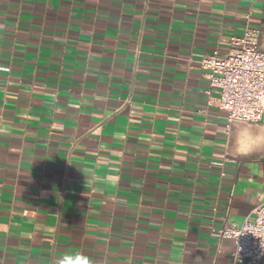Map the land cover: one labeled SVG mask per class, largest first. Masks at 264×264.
Instances as JSON below:
<instances>
[{
  "label": "crops",
  "instance_id": "0c3cea01",
  "mask_svg": "<svg viewBox=\"0 0 264 264\" xmlns=\"http://www.w3.org/2000/svg\"><path fill=\"white\" fill-rule=\"evenodd\" d=\"M264 0H0V264H232L264 152L209 107Z\"/></svg>",
  "mask_w": 264,
  "mask_h": 264
},
{
  "label": "built area",
  "instance_id": "2783aa9c",
  "mask_svg": "<svg viewBox=\"0 0 264 264\" xmlns=\"http://www.w3.org/2000/svg\"><path fill=\"white\" fill-rule=\"evenodd\" d=\"M262 34V29L247 25L231 38L226 56L215 51L200 61L209 82L208 106L226 113L228 128L235 123L264 124ZM215 232L234 242L232 264H264V204L240 226L225 225Z\"/></svg>",
  "mask_w": 264,
  "mask_h": 264
},
{
  "label": "clouds",
  "instance_id": "9594fccd",
  "mask_svg": "<svg viewBox=\"0 0 264 264\" xmlns=\"http://www.w3.org/2000/svg\"><path fill=\"white\" fill-rule=\"evenodd\" d=\"M231 147L241 157L264 152V132L241 126L231 140ZM82 262L89 264L87 257H82Z\"/></svg>",
  "mask_w": 264,
  "mask_h": 264
}]
</instances>
